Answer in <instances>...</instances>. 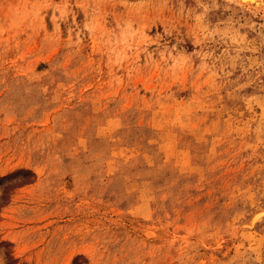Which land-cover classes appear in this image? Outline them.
Returning a JSON list of instances; mask_svg holds the SVG:
<instances>
[{
	"label": "rangeland",
	"instance_id": "1",
	"mask_svg": "<svg viewBox=\"0 0 264 264\" xmlns=\"http://www.w3.org/2000/svg\"><path fill=\"white\" fill-rule=\"evenodd\" d=\"M0 264H264L263 11L0 0Z\"/></svg>",
	"mask_w": 264,
	"mask_h": 264
},
{
	"label": "bare ground",
	"instance_id": "2",
	"mask_svg": "<svg viewBox=\"0 0 264 264\" xmlns=\"http://www.w3.org/2000/svg\"><path fill=\"white\" fill-rule=\"evenodd\" d=\"M226 3H234L235 5L249 10L253 13L263 11L264 13V0H223ZM262 13V12H261Z\"/></svg>",
	"mask_w": 264,
	"mask_h": 264
}]
</instances>
